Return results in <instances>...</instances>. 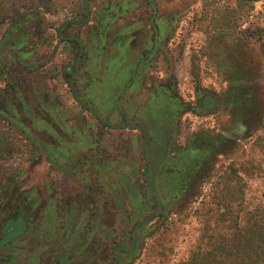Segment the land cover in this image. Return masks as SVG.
I'll return each instance as SVG.
<instances>
[{
  "label": "rangeland",
  "instance_id": "374dc122",
  "mask_svg": "<svg viewBox=\"0 0 264 264\" xmlns=\"http://www.w3.org/2000/svg\"><path fill=\"white\" fill-rule=\"evenodd\" d=\"M263 205L264 0H0V264H207Z\"/></svg>",
  "mask_w": 264,
  "mask_h": 264
},
{
  "label": "trees",
  "instance_id": "16d2710c",
  "mask_svg": "<svg viewBox=\"0 0 264 264\" xmlns=\"http://www.w3.org/2000/svg\"><path fill=\"white\" fill-rule=\"evenodd\" d=\"M18 217L0 225L6 239L25 235L27 223L24 218ZM19 223L20 230L13 232L12 228ZM238 230L237 236L233 235L231 240L223 242L224 245H217L216 250L207 256V264H264V205L248 212L245 227ZM29 263L30 259L26 261V264ZM193 264H196L194 260Z\"/></svg>",
  "mask_w": 264,
  "mask_h": 264
},
{
  "label": "crops",
  "instance_id": "0c3cea01",
  "mask_svg": "<svg viewBox=\"0 0 264 264\" xmlns=\"http://www.w3.org/2000/svg\"><path fill=\"white\" fill-rule=\"evenodd\" d=\"M35 200H36V199H35ZM37 205H38V204H36V206H37ZM75 215H76V212H74V211L70 213V217H71V218H73ZM70 217H69V218H70ZM92 218H93V217H92ZM52 219H53V216H52ZM51 222H52V221H51ZM26 230H27V231H25V233H24L25 235L28 233V229H27V228H26ZM23 236H24V235L18 236V237H16V239H17V238H20V237H23ZM58 242H60V241H56L55 238H54V240L51 241V244H52V245H57ZM53 243H54V244H53ZM59 244H60V243H59ZM66 250H67V249H66ZM64 255H65V253L63 254V252H62V256H64ZM65 256H67V255H65ZM0 259H1V258H0ZM3 260H4V259H3Z\"/></svg>",
  "mask_w": 264,
  "mask_h": 264
}]
</instances>
